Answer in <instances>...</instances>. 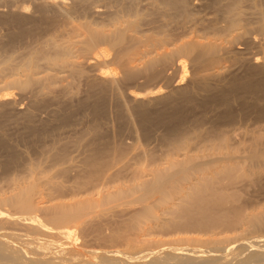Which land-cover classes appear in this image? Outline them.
I'll list each match as a JSON object with an SVG mask.
<instances>
[{
	"label": "rangeland",
	"instance_id": "374dc122",
	"mask_svg": "<svg viewBox=\"0 0 264 264\" xmlns=\"http://www.w3.org/2000/svg\"><path fill=\"white\" fill-rule=\"evenodd\" d=\"M184 8L166 0H0V196L40 178V188L53 201L96 198L135 183L140 170L159 169L190 154L208 158L206 173L191 175L188 189L194 194L182 199L174 192L173 208L157 211L159 225L146 223L137 233L128 221L142 205L161 198L154 179L135 197L78 221L55 224L33 215L44 225L68 227L74 253L84 260L111 252L118 261L142 264L151 251L170 252L168 245L146 248L135 240L143 234L155 240L238 237L222 249L189 247L195 254L205 248L218 254L221 264H245L258 247L262 250L251 263L264 264V243L251 246L256 236L264 240V227L249 229L245 223L264 211V0H185ZM126 21L136 25L126 27ZM77 25L105 33L124 27L125 44L115 45L111 35L90 53L72 45L65 59L80 60V71L49 63L55 43L66 46L85 38L83 29L82 35L71 30ZM192 39L212 44L214 51L220 46L218 60L217 52L179 55L175 49L181 41ZM166 51L172 52L161 57ZM27 72V86L10 85ZM101 75L114 76L113 81ZM247 82L257 83L249 90L243 87ZM97 150L103 159L90 164ZM232 154L237 161L249 156L252 170L233 164L236 159L229 164ZM224 163L231 171L217 173ZM90 170L98 172L93 179ZM195 185L201 188L196 194ZM0 229L56 241L32 223L0 219ZM113 233L120 238L111 239ZM19 241L0 247L23 249ZM140 251L145 258L127 256Z\"/></svg>",
	"mask_w": 264,
	"mask_h": 264
},
{
	"label": "bare ground",
	"instance_id": "6f19581e",
	"mask_svg": "<svg viewBox=\"0 0 264 264\" xmlns=\"http://www.w3.org/2000/svg\"><path fill=\"white\" fill-rule=\"evenodd\" d=\"M166 1H167L168 5L176 8V9H181V10L185 9L184 8L185 7V0H166ZM125 23H126V27L136 25L134 21H126ZM68 27H71V26H68ZM73 27H74V29H71V30H74V31H77V30L79 31L80 29H83L84 31L81 30V32L84 33L83 35L85 36V38L83 39L81 37V40H80V39H78L79 37H77V35H76L77 40L75 39L76 41L74 40L73 42L69 41L70 42L69 45H66V46L58 45L57 43H55L54 44V49H56L55 55H53V57L49 56V57H51V58H49L50 61L48 60L49 63H51L55 66H57L58 63H60L59 66H61V64H62V66L60 67L61 69L62 68L64 69L65 65L63 66V64H65V63L68 64V65H66L65 68H67V66L71 67V69L73 71H78L80 69L79 68V64L81 63L80 60L79 61L75 60V61H70V62L68 61L69 62L68 63L67 62V58H68L67 55H66V59H65L64 54L68 53L69 51L71 52L72 45L75 44L77 46L79 44L81 46H79V45L78 46L81 48V51H84L83 53H85V52L90 53L96 49L95 48L96 43L103 42L104 40H106L111 35L113 37L115 36V41H116L115 45L116 44H119V45L123 44L124 40L126 39V36H127L125 34L126 28L121 27V26H120V28L119 27L115 28V29L113 28L114 30H111L110 32H107V33L101 31L100 29L88 28L87 25H83V27L82 26L78 27V25L73 26ZM74 33L75 32H73L72 34H74ZM78 33H80V31ZM78 33H76V34H78ZM80 34L82 35V33H80ZM80 34H79V36H81ZM14 38H15V36H14ZM109 41H112V39ZM113 44H114V42H113ZM220 48L221 47L217 45V51H214L215 47L212 44H205V43H201L198 40L192 39V40L181 41V43L177 46V48L175 50L178 54L181 53L182 55H185V56L186 55L188 56L191 53H194V51L195 52L198 51V54L200 57L205 55V54H209V53L212 54L214 52H217V60H218V51ZM175 50H173V52ZM170 53H169V51L168 52L166 51L163 54L161 53L162 55L161 54L160 55H161V57H163V56H166L167 54L169 55ZM131 54H133V52ZM87 58H89V57H87ZM58 61H60V62H58ZM29 62H33V59H30ZM148 62L153 63V60L150 59V60H148ZM152 63H150V64H152ZM27 65H28V63H27ZM31 65H32V63H31ZM69 69L67 68V70H69ZM72 70H70V71L72 72ZM221 70H222L221 67L217 66V76L222 73ZM101 76H104V79L107 80L108 82H112L113 78H114V76L112 77V76H108V75H101ZM29 77H30V74L27 72L24 80H20L17 78V79L11 80V81L9 80L10 81L9 83H10V85L12 84L16 87L18 86L19 88H24L25 86H27L30 83ZM4 83H6V82H4ZM256 83L251 84V83L247 82L243 85V87L250 90V88H253L256 85ZM4 86L6 87L7 84L6 85L4 84ZM0 89H1V87H0ZM153 94H155V93H153ZM98 107L100 108V105H98ZM170 113H168V114L170 115ZM140 114H142V112ZM171 115H173V114H171ZM167 118H169V117H167ZM145 119H146L145 120L146 122H143L144 120H142V123H146V125H147V123H148L147 118H145ZM99 152L100 151H98L95 156H92L91 157L92 159H88V160H90V161H88L90 164H92L91 162H94L95 160L97 161L98 159H100V160L103 159L101 153H99ZM226 154H228V153H226ZM230 155L228 154V156H230ZM198 156L194 157V156H191V154H190V156H187V155L183 156L182 159L169 161L167 166L159 168V169H155V170H151V171L150 170L149 171L148 170H140V171H138L141 174L140 179L137 180L135 183H133L127 187L119 186L115 190L107 191L106 194L103 193L104 194L103 196H98L96 198L85 196L86 198H82V199H80V198L79 199L74 198L75 200H68V199L58 200L57 199L58 201H53L50 198H48L49 195L47 194L46 189L44 188L45 189L44 190V189L40 188V184H41V182H43V180L40 178H39V180H32V181L30 180L27 183L17 185L16 188L13 190V192H11L9 195L0 196V206L5 208V209H12V210L16 211L17 214L10 213L7 210H0V219L12 220V221H16L18 223H32L35 226H37L38 228H40L41 230H43L44 232L51 234L56 239V241L55 242H48V241L38 239L35 237H23L18 233L0 229V246L3 245L4 242H12V241H15L18 239L20 240L19 241L20 244L23 246V249H20V250H11V249H9V246L0 247V258L6 259L8 261H12L10 263L0 262V264H126L122 259H120L118 261L119 257H118L117 253L112 254L111 252H108V253L100 252L99 254H95L94 258L90 259V260L89 259L88 260L82 259L79 256V254L74 253V244L72 242V237H71L72 232H71V230L68 229V227L59 229L57 227H52L50 225H44L33 215L34 214H40V215L44 216L49 222L55 223V224H65V223L72 222V221H78L80 217L82 218L83 215H85L89 212H92L94 210H99L101 207H104L106 205H113V204H118V203L121 204V202L126 200L127 198L135 197L137 194H139L146 186H148L153 181L152 179H154L157 181V184L162 189L161 195H160L161 198L159 200H152L153 204L142 205L140 207V212L128 221L130 228L126 225L129 229H131L132 231L135 230L137 233V231H142L146 228V226H145L146 223L147 224L152 223L155 225H159L160 219H159V215H158L157 211L158 210L162 211L164 209L168 210V209L173 208V206L175 204L174 203L175 198H174L173 194L177 193L178 197H180L182 199H184V198L186 199L191 193L194 194V192H192L191 190L188 189L190 187V184H191L190 180H192L191 175L192 174H199L200 175L201 173L203 175L206 173L207 167H208L207 166L208 165L207 156L203 155L205 158H207V159H205L206 161L203 160L204 159L203 157L200 158L201 160H196V159H198ZM241 157H243V156H240L238 158V161H237V158H235V157L233 158V154H232V157H228V158H226V160H229L228 162H230L229 164H231L233 159L234 160L236 159V162H233V164L240 163V165H242V167H245L247 170H249L250 168L253 167L254 163L250 160L247 161L249 156H247V159H241ZM10 158H12V156ZM223 159H225V158H223ZM259 160L261 161L260 158H259ZM11 161H12V159H11ZM96 161H95V163H96ZM224 162L227 163L225 160H224ZM198 163L200 164L199 165L200 167H198V165H197ZM225 163L222 164L219 169H217V173H218V170L221 172H228V173L231 171V167L226 166L228 163L227 164H225ZM98 164H100V163H98ZM95 165H94V167H97ZM250 170H252V169H250ZM91 172L93 173V174L92 173L89 174V175L92 174V176H90L91 178L98 173L95 170L94 171L92 170ZM94 172H96V173L94 174ZM203 172H205V173H203ZM51 181H53V180H51ZM192 181H194V180H192ZM52 183H54V182H52ZM192 184H193V182H192ZM57 187H59V184ZM194 189H195V194H196L197 190L201 191L200 190L201 188L198 189V187L196 185H195ZM199 191H198V193H199ZM174 192H176V193H174ZM180 198H178V199L180 200ZM189 198H187V199H189ZM246 218H247V220L245 223L249 229L250 228L251 229L252 228H263L264 227V211L263 210H262V212H259L257 214H251L250 216H248ZM161 219H163V218H161ZM239 219L241 220V218H239ZM244 219H245V217H244ZM118 238H120V235L117 233H113V235L111 236V239H118ZM237 238L238 237L235 238V237H228V236L218 237V238L217 237H200V236H184V237L180 236V237H176L173 239L170 238V239H164V240H162V239L155 240L154 238L151 239V238L145 237V236H143V234H137V237L135 240L138 241L139 243H141L142 245H144L146 248L148 246L149 247H152V246L153 247L154 246L159 247V245L160 246L161 245H168V248L170 251V252L168 251L169 253H166V255H161V253L157 252V251L156 252L151 251L152 253L148 254V256H150V260L146 261L144 259L145 263H142V264H221V262H220L221 258L217 257L218 254L217 255H216V253L211 254V253H209L211 251H209V252L204 251L206 248L204 250H198V251H202V253L200 252V254L199 253L195 254V252H192L190 248L191 247L196 248V246L200 248V246H198V245H204L205 244V245H209V246L210 245L219 246L222 249L223 246L221 247V244H223L225 242L226 243L234 242ZM259 242H260V244H261V242L264 243V240L262 239V237L260 235L256 236V238L251 242V246H254V245L256 246V245H258L257 243H259ZM189 246H191V247H189ZM219 247H218V249H219ZM256 248L259 251H253L252 250V252H250V254H252V253L253 254H252L250 260L247 261L245 264H252V263H254V261H256V259L258 257L257 254H259V252H261V250H262L258 247H255V249ZM194 250H196V249H194ZM214 251H218V250L216 249ZM205 252L207 254H205ZM201 255H203V256L205 255V256L200 257ZM225 255L226 254L224 252V259L227 257V256L225 257ZM127 256L129 258H134V256H140V257L145 258L144 253L141 251L140 252H129V253H127ZM228 259H230V257L227 258V261H228ZM230 260H232V259H230ZM238 262H239V260H238Z\"/></svg>",
	"mask_w": 264,
	"mask_h": 264
}]
</instances>
